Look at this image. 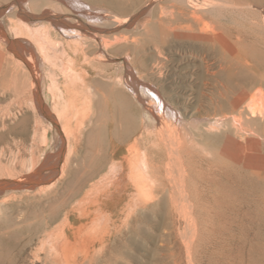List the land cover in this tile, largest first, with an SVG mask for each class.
Listing matches in <instances>:
<instances>
[{
  "label": "rangeland",
  "instance_id": "rangeland-1",
  "mask_svg": "<svg viewBox=\"0 0 264 264\" xmlns=\"http://www.w3.org/2000/svg\"><path fill=\"white\" fill-rule=\"evenodd\" d=\"M8 1L0 0V7ZM134 1L138 4L146 0ZM154 3L133 23L122 28L131 30L132 34L125 32L126 35H134L137 29L143 28L150 18L152 7L159 8L164 0ZM105 5L116 9L111 3ZM7 8L0 10L1 24L4 26L1 29L4 32L5 28L6 31L2 33L3 37L11 41L18 38L28 40L11 29L12 8ZM244 19L245 16H241L242 23L246 22ZM4 38H0L2 53L19 51L21 43H13L16 46L11 49ZM84 46H87L85 51L71 52L67 58L76 63L78 72L85 73L90 80H100L98 70L92 65L95 59L94 42H85ZM127 46L134 51L133 43ZM185 49L173 47L166 50L167 65L163 67L162 74L156 68H147L139 56L136 57V64L145 82L159 87L168 103L188 119L213 117L206 114L204 109L206 103L214 100L221 91V80L216 76L209 78V73L205 75L200 69V55ZM29 50L34 53L32 48ZM145 52L156 56L152 47ZM124 55V50L113 53L111 63L120 64ZM146 62L150 65L156 60L151 58ZM109 70L108 79L116 69L112 66ZM18 76H24L22 69H19ZM125 77H128L127 70ZM140 80L143 81L142 78ZM26 94V85L19 80L16 86L7 89L0 97V134H4L0 137V165L21 168L37 149L42 150L43 156H60L51 167L57 172L53 179L61 176L62 167L66 173L70 169H80L78 173L85 174L87 171L84 169L91 166L95 170L91 171L95 177L90 185L79 184L74 193L71 185L57 181V194L53 193L51 197L25 201L17 199L8 205L2 203L5 211L0 218V264H10L13 257V264H264V183L256 178L251 189L225 186L213 192V189H218L217 185L210 189L206 180L213 175L207 163L217 159L216 139L197 140L196 146L186 138L188 131H180L173 122H169L172 126L163 124L158 129L149 127L141 106L125 97L129 100L125 111L113 100L107 105L95 101L90 112L79 104L70 122L75 133L69 139L65 138L62 146H55L52 140L50 145L43 147L38 140L39 134H35L31 110L25 105ZM52 105L51 100L48 102L50 109ZM257 109L260 110L259 104ZM7 110L12 111V120L2 117ZM129 117H134V123L128 131L126 123ZM48 119L52 123L50 139L62 136L61 122L56 117ZM3 123H7L6 128H3ZM8 127L10 130L7 131ZM207 128L203 125L200 131L205 133ZM158 151L163 153L165 165L162 172H150V184L146 187L153 189L155 197H148L149 200L121 198L125 193V176L130 161L137 160L139 155L154 160ZM188 154H194V159L200 160H194V163L200 166L197 164L195 167L193 163L191 167L194 168H189L191 156ZM194 175H198V178ZM120 184L123 187L117 189L116 186ZM197 188L203 196H194ZM25 192L3 189L0 200L14 194L21 196ZM217 192L223 198L218 195L219 198L212 199L210 195ZM109 194L117 202L107 210L105 202ZM204 194H208L207 197Z\"/></svg>",
  "mask_w": 264,
  "mask_h": 264
},
{
  "label": "bare ground",
  "instance_id": "bare-ground-1",
  "mask_svg": "<svg viewBox=\"0 0 264 264\" xmlns=\"http://www.w3.org/2000/svg\"><path fill=\"white\" fill-rule=\"evenodd\" d=\"M155 1L157 0H146L137 4L134 0H9L4 3L5 6L1 5L0 10L4 7L12 8L11 29L28 40L19 42V51H15L18 56L12 51L2 53L0 45V97L7 89L16 86L19 80L26 85L24 102L31 110L35 134H39L38 140L43 147L50 145L52 140L55 146H62L64 139L70 138L74 132L70 122L79 104L90 112L95 101L107 105L113 100L125 111V106H129V100L125 97L131 98L141 106L142 115L149 127L158 129L173 122L180 131H188L186 138L196 146L197 140L216 139L217 146L214 148L217 159L207 163L209 172L213 175L210 179L206 175V182H209L207 186L210 189L213 185L218 187L213 192L224 189L225 186L251 189L256 178L264 183V0H164L159 8L152 7L150 18L146 20L143 28L137 29L134 35H126L125 32L132 34L131 30L122 28L133 23ZM107 3L113 4L116 9L106 6ZM133 6V10L125 14ZM255 6L258 10H254ZM241 16H245L246 22H241ZM2 20L0 19L1 39L4 38L2 33L6 32L5 28L4 32L1 29L4 27ZM4 41L11 49L15 48L14 40L4 38ZM88 41L94 42L95 59L92 60V65L98 70L100 80H90L88 75L76 70V63L72 59L67 58L71 52L85 51L87 46L84 43ZM129 43L134 44V51L128 48ZM150 47L155 50L157 58L145 52ZM173 47L186 48L191 53L200 55V69L204 74L209 73V78H220L221 91L214 100L206 103L204 109L206 114L213 117L188 119L179 109L168 103L159 87L143 79L136 57H141L147 68H156L162 74L163 67L167 65L166 50ZM119 50L125 51L124 60L118 65L112 64V55ZM151 58L156 62L149 65L146 61ZM112 66L116 70L108 79L106 76ZM19 69L24 72L22 78L18 76ZM125 70L128 72L127 79ZM51 100L53 105L50 109L48 102ZM258 104L260 110L257 109ZM2 117L12 120L14 115L7 110ZM50 117H56L61 122L62 136L50 139ZM133 123L134 117H129L126 123L128 131L133 128ZM6 124L3 123V128H6ZM203 125L208 127L205 133L200 131ZM2 135L4 134H0V137ZM41 151H33L30 159L24 161L21 168L0 165V194L3 189L26 191L21 196L14 194L0 200V218L4 210L2 203L8 205L17 199L25 201L29 198L49 197L56 193L57 181L71 185L74 193L79 184L90 185L95 177L91 173L92 170L95 171L91 166L84 169L87 171L85 174L78 173L80 169H70L66 173L62 167L61 176L53 179L57 172L51 167L60 156H43ZM193 155L187 156L190 158L189 168L196 160L200 161L194 159ZM136 158L128 166L125 193L121 198H154L153 189L146 187L150 184V172H162L165 165L164 155L158 151L154 160L152 159L154 162L144 155ZM197 164L194 166H200ZM122 170H125V165ZM69 175L72 177L69 178ZM198 175L194 176L198 178ZM46 181L51 182L45 184ZM119 187H123L122 184L116 186L117 189ZM198 190L197 188L194 196L203 194ZM88 194L89 192L86 196ZM111 194L105 202L107 210L117 202L112 200ZM218 195L217 192L210 197L216 199L219 198ZM11 224L13 222L7 227ZM14 260L13 257L10 264Z\"/></svg>",
  "mask_w": 264,
  "mask_h": 264
},
{
  "label": "water",
  "instance_id": "water-1",
  "mask_svg": "<svg viewBox=\"0 0 264 264\" xmlns=\"http://www.w3.org/2000/svg\"><path fill=\"white\" fill-rule=\"evenodd\" d=\"M19 42H21V39L20 38H18V39H14V43H19Z\"/></svg>",
  "mask_w": 264,
  "mask_h": 264
}]
</instances>
